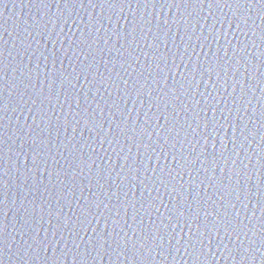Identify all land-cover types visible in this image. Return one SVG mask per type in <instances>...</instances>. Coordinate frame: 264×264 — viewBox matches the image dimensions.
<instances>
[{
    "label": "water",
    "instance_id": "obj_1",
    "mask_svg": "<svg viewBox=\"0 0 264 264\" xmlns=\"http://www.w3.org/2000/svg\"><path fill=\"white\" fill-rule=\"evenodd\" d=\"M94 4L95 7L88 0H83V6H65L61 0H47L46 5L40 0H0V40L6 44L4 64L9 65L8 87L3 89L7 108L3 119L7 141L3 159L8 174L3 177L5 204L0 213L7 228V245L0 264H264V212L260 203L264 189L258 190V178L264 172L261 167L264 164L261 160L264 156V43L261 42L264 13L260 6L254 4L253 8L239 10L240 16L246 14L248 24L246 27L242 24L241 30H237L236 23L232 22L233 13L237 11L234 4L232 8L223 4L219 8L214 6L211 15L206 5L201 8L195 3H180L177 6L171 0H156L147 6L133 3L131 7L120 3L109 6L96 0ZM72 19L76 20L75 24ZM133 26L137 28L135 40L131 36L124 40L123 34ZM218 60L222 69L231 71L221 70L218 83L214 73L212 80L208 79L207 72L203 80L197 73L189 97L181 95V101L189 106L187 111L178 107L177 112H172L170 107L164 108L163 101L149 108V101L154 100L160 89H163L161 95L167 94L165 100L174 90L177 94L183 93L181 85L186 86L185 76L191 79L194 69L205 71L209 63L215 69ZM89 64L91 69L85 71ZM140 73H143L140 83L133 89L131 86L140 78ZM121 77L128 81L127 86ZM13 83L17 84L16 88L12 87ZM149 89L152 97L147 95ZM137 91L141 92L139 98ZM86 110L103 120L105 129L111 125L109 139L117 134L114 136L117 143L104 142L101 146V138L91 124L88 125L91 131L85 128L83 120L76 124ZM160 112H164L169 121L175 118L174 127L169 125L170 132L159 127L165 123L164 117L157 119ZM196 114L201 117L199 128L193 121ZM146 116L149 125L144 124ZM213 117L218 133L211 126L207 131L203 128L205 118L212 121ZM238 118L247 124L243 135L248 139L239 140L242 146L238 144L236 149L229 140L224 151L221 141L227 143L229 137L240 135L236 128ZM122 119H127L128 128L132 121L138 120V125L144 124L152 133L151 137L145 135L141 140L137 136L135 143L125 139L133 134L130 130L120 133L116 128L117 124L125 127ZM140 131L138 126L137 132ZM33 139L40 147L44 146L41 140L47 145L42 161L38 162V171L32 166L29 147ZM144 144H149L150 148L146 150ZM237 150L240 160L253 172L244 190L247 198L241 196L236 201L233 193L231 197L225 195L221 201L220 180L228 185L225 176L234 166L232 160L236 159L234 154L231 159L228 156ZM221 151H224L223 157ZM81 154L85 163L79 158ZM149 155L151 160L147 159ZM213 155L219 161L216 166ZM125 156L129 157L127 161ZM240 160L236 167L241 166ZM26 166L31 171L26 172ZM99 166L115 171L111 177L101 178L97 175ZM161 168L164 174L169 170H173L174 175L180 172L182 178L177 176L165 189L157 180V176L163 175ZM173 184L177 189L182 184L186 191H173ZM218 188L221 190L217 191ZM193 196L200 203H193V208L186 211L194 214L203 204L208 212L215 211L222 217L225 208L220 204L224 203L229 218L235 219L234 215L239 213L247 234H241L237 240L234 235L225 236L221 230L219 237L213 233L202 245L195 243V249L203 248L208 257L207 260L199 257V261V252L195 253L193 248L185 252L184 240L191 235L186 226L183 233L179 226L175 230H162L163 244L145 242L141 247L137 243L135 256L131 247L126 250V256H119L110 241L107 251L93 250L87 245L94 230L97 233L104 230L106 220L109 228L105 231H111L113 219H109L110 216L124 225L128 237L139 240L141 229L147 236L152 221L159 224L161 218L167 223V216L177 201L184 209V197L191 202ZM229 201L235 204L234 208ZM121 202L127 207H121ZM96 204H100L99 209ZM85 216L91 220L90 225L84 220ZM82 223L87 231L81 230ZM128 225L137 231L135 236ZM192 230L194 235V223ZM116 231L124 235L119 227ZM177 233L184 237L179 244ZM39 241H44L45 245ZM249 247L251 253L245 260L244 249Z\"/></svg>",
    "mask_w": 264,
    "mask_h": 264
},
{
    "label": "snow or ice",
    "instance_id": "obj_2",
    "mask_svg": "<svg viewBox=\"0 0 264 264\" xmlns=\"http://www.w3.org/2000/svg\"><path fill=\"white\" fill-rule=\"evenodd\" d=\"M61 2L67 6V5H76V4H80L81 6H83V0H61ZM156 3V0H96V3L99 4H108L109 6H113L116 3H120V4H127L128 7H131L133 3H135L137 6H140L141 3H143L144 6H147L149 3ZM41 4H45L47 3V0H40ZM88 3L90 5H92L93 7H95L96 5L94 4V0H88ZM171 3L173 5H177L180 3L183 4H189V3H195L201 6V8H203L205 5L208 7L209 11H208V15L212 14V9L215 6L216 8H219L221 4H223L225 7L228 8H232V5L234 4L236 7L235 9L237 10L236 12L233 13V23H236V28L237 30H241V25L243 24L245 27L248 24L246 17L245 16H240L239 15V10L243 9V8H253V5H259L261 12L264 13V0H171ZM120 11H123V8L121 7ZM69 19H71V17L66 18L64 23L67 24L69 22ZM205 19H207V17H205ZM73 24L76 23L75 19H72L71 21ZM165 24H167V21H164ZM229 27H231V24H229ZM137 28L136 26L132 27L131 31H126L123 34V39L124 40H128L129 36L132 37L133 40H135V35L134 33L136 32ZM121 36L120 34H117V39H120ZM205 40H207V37H204ZM261 42L264 43V36L261 37ZM152 45H150L151 47ZM245 47H247V45H244ZM5 47L6 44L4 41L0 40V213H2V208L3 205L5 204V188L6 185L4 183V179L3 177L6 176L8 174V169L5 168V164H4V159H3V153H4V147L5 144L7 143V141L4 139V133H3V129H4V124H3V119H4V113L7 111V108L4 104V94H3V89L5 86L8 87V80H7V72H8V68L9 65L6 66L4 64V51H5ZM187 47V46H186ZM219 51V49H218ZM145 55L147 56L148 54L145 53ZM153 59L155 60V57H153ZM181 59H183V57H181ZM175 60V56H173V61ZM189 60H191V57H189ZM166 62V61H165ZM92 65H86L85 66V71L91 69ZM187 67V66H185ZM156 68L159 69V64H156ZM223 70L225 72L227 71H231L230 68L228 69H222L221 65L219 63V60L217 61V64L215 65V69L212 67L211 63H209V67L205 69V71H200L199 69H194L193 70V75L191 76V79H189L188 76H185V85H181L182 88H184L183 93L177 94V92L174 90L172 95L169 96V98L167 100H165L164 96L167 95L166 93L164 95H161V93L163 92V89H160V91L157 93V95L155 96L154 100H150L149 101V108L151 109L154 106L155 102L158 101H163L164 104V108L168 109L169 107L172 109V112H177V108L179 107L181 110L183 111H187L188 110V105L185 104L183 101H181V95H184L185 97H189L188 94L189 92L192 91L191 85L193 84V81L196 79V74L198 73L200 76V79L203 80L204 76H205V72L209 73L210 75L208 76L209 80H212V76L211 74L214 73L217 77V83L219 82V75H220V71ZM238 66H237V71H238ZM163 70L161 69L160 72H162ZM160 72L157 73V76L160 74ZM117 76H119V73H117ZM143 73H140V78L136 80V83H134L131 87L133 89H136V85L140 83V79L142 78ZM79 76L76 77L77 80H79ZM85 79H87V76H85ZM121 80H123V83L125 86L128 85V81L126 79H123L122 77L120 78ZM167 78H165L166 80ZM155 82V81H154ZM146 83V82H145ZM13 88L17 87V84L13 83L12 84ZM141 89H143L144 85L141 84L140 85ZM213 87H216V84L213 83ZM227 87V85L225 84V88ZM233 88L235 89V85H233ZM51 89V86H50ZM244 89H241V94H243ZM141 95L140 91L136 92V96L137 98H139ZM147 95L149 97H152L153 93L152 90H148L147 91ZM193 95H195V93H193ZM207 99V98H205ZM179 102V103H178ZM33 103L35 104V101H33ZM49 103H51V100L49 99ZM77 104H79V100L76 101ZM197 103H199V101H197ZM236 103V100H233V104ZM71 106V104H69V107ZM157 107H159L158 104H156ZM209 109H211V111L213 110L211 108V106H209ZM39 112L42 111V109H38ZM201 111H204V109H201ZM79 115V114H77ZM229 115H231V112L229 111ZM153 116H155V113L153 114ZM164 117V121L165 123L163 125H160L159 127L163 130L166 131H171V128H169V125L172 124V126L174 127V123L173 121H175V118L173 117V121H169L168 118L164 115V112H160L159 117L157 118L158 120ZM145 121L144 124L149 125L150 124V120L149 118L146 116L145 117ZM59 118H57L58 120ZM75 119V117L73 118ZM81 120L84 121L85 124V128L90 130L88 128V125L91 124V127L96 129V135L97 137L101 138V146L103 145L104 142H107L109 145H112L114 142L117 143V141H115L114 136L117 134H113L111 135L112 139H109L110 134H112V127L111 125L105 129V122L103 120H100L97 118L96 114L93 112H88L87 110L85 111L84 115L80 117L79 120L76 121V124L78 125ZM200 120L201 117L196 114L194 116V122L197 123V128L200 127ZM35 121V118H34ZM239 123H237L236 128L239 129L240 131V135L237 136H232L228 138L227 143H224L223 141H221L222 145H223V149L225 151L227 144L229 143V140L232 141V148L236 149L237 145L240 144L242 146V143H238L239 140H247L248 137L243 135V132L245 129H247V124L244 123L243 120L238 118ZM70 123V122H69ZM68 123V124H69ZM121 123L125 124L124 128H121L120 124L116 125V128L119 129L120 133H127L128 130H130L132 132V136L128 137L125 136V139H131L133 140V142L135 143L136 137L139 136L141 138V140L143 139V137L145 135L151 137L152 133L148 132L147 127H144V124H139L138 125V120L136 121H132L131 122V128H128L129 122L127 121V119H122ZM67 124V125H68ZM244 124V127L241 128L240 125ZM140 127L141 131L137 132V127ZM191 125H189L190 127ZM209 126L212 127V129L215 132H219V129L216 128V118L213 117L212 121H208L205 118V122H204V126L203 128L205 129V131H207V129L209 128ZM56 127L59 128L60 124H56ZM223 127V125H221V128ZM127 129V130H126ZM42 133V132H41ZM101 133H103V135H101ZM82 135V133H81ZM203 139L205 141H207V137L204 136ZM262 140H264V136H262ZM41 145H44L43 147H40L37 144V141L35 139L32 140V143L30 144V150H31V159H32V166L38 171L39 167H40V161H42V157L45 151V148H47V145L44 144L43 140L40 141ZM66 147V146H65ZM143 147L147 150L150 148L149 144H144ZM173 147H175V145H173ZM213 149H215V144H213ZM10 149H8L9 151ZM115 151V149H113ZM48 151L50 152L51 149H48ZM152 151H155V149H153ZM205 151H207V148L205 147ZM224 151H221L220 155L221 157L224 156ZM191 154V153H190ZM236 156L235 160H232L233 163V167L229 170L227 176H225V179H227L228 181V185H224V181L223 179L220 180V185L221 188L223 189V194L220 196V200L224 201V196L227 195L228 197H231L233 195V193H235V200L239 201L241 199V196L244 197V199H246L247 197H245L244 195V190L247 187V184L249 181H251L252 179V175L253 172L252 170H248L247 169V164L244 163V160H240V152L237 150L232 154H229L228 159H231L232 155ZM19 155V153H18ZM182 155V154H181ZM82 163H85L83 155L81 154V156L79 157ZM125 161H127L129 159L128 156L124 157ZM148 160H151V156H147ZM176 157L173 156V160H175ZM186 159V157H185ZM197 160L200 159L199 156L196 157ZM245 159H247V157H245ZM237 160H240V167H236V163ZM261 160H264V156L261 157ZM44 163H46V161H43ZM218 160H215V157L213 155V163L215 164V166L218 164ZM225 163H227V159H225L224 161ZM249 163H251V161H248ZM261 167L264 168V164H261ZM125 168L122 166L121 167V171H123ZM146 172H147V168L145 167ZM17 171H19V169H17ZM25 171H31L30 168H28L26 166ZM115 169L113 168H109L108 170H105L104 168H101L100 166L98 167V172L97 175L101 178H104L105 176L111 177L112 172H114ZM132 171V170H129ZM155 169L152 170L153 173H155ZM205 171H207V169H205ZM224 169H221V172H223ZM160 172L163 174L162 176H157V180L160 182V185L165 187V189H167L168 184L173 183L174 181H176L177 176H180L182 178V174L180 172H176L175 175L173 174V170H169L166 174H164V169L161 168ZM119 175V173H117ZM258 182H259V186L260 188L258 190L264 189V172L260 173V176L258 178ZM119 188V186H118ZM158 190V189H157ZM173 191H176L177 193H183L184 191H186L183 188V185L180 184L179 185V189L176 188V185L173 184ZM221 189H217V191H220ZM114 195H117L116 193H113ZM118 196V195H117ZM125 196H127V193H125ZM189 196H191V193H189ZM261 196L264 197V191H261ZM180 201H177V204L175 205V207L173 209H171V212L169 213V215L167 216V223H164V221L160 218V223L156 224L155 221H152V227L151 229L147 230L148 235L145 236L144 235V229H141L140 233V239L136 240L133 239L132 237H128V231H125V227L124 225H120L118 223V221H116L113 217H109V219H113V226H111V231H105L109 228L108 225V221H105V228L103 231L97 233L94 230V235L91 236L89 238V240L87 241V245L89 247H91L93 250L96 249H100L101 251H107L108 249L106 248V246H111L114 245L115 246V251L118 252L119 256H126V250L129 249V247H131L132 250V255L135 256L136 255V246L137 243H139L141 245V247L144 246L145 242H150L152 244H155L157 242H159L160 244H163L164 242V237L160 236V232L166 231L168 228H172L173 230H175L176 227H180V233H183L184 231V226H186L189 230V233H191V235H188V238L186 240H184V237L180 235V233L176 234V239H177V244L180 243L181 240H184V248H185V252L188 251L189 248H193L195 253L199 252V256L197 257V260L199 261V257H204L205 260H207V256L204 253V249L200 248L199 250L195 249V243H199V244H203V241L205 239H209L213 233H215V235L217 237H219L220 235V231L222 230L225 234V236H228L229 234L231 236H235L237 240L240 239L241 234L246 235L247 232L244 231V227H243V220H241L239 218V213H236L234 215L235 219L229 218V214H228V210L225 207L224 203L220 204V207H224L225 208V215L224 216H220V215H216L215 211L214 212H208L206 210V208L204 207L203 204H200V211H196L194 214H191L189 211H186L185 209H191L193 208V203H200L196 197H192V201H188V197H184L183 203H184V209H182L180 207ZM230 203L231 208L235 207L234 203ZM262 208L261 211L264 212V199H262L260 201ZM35 205L33 206V212H35ZM41 209H43V205H40ZM49 207H51L49 205ZM95 207L97 209L100 208V204H96ZM121 207H127L126 204H124V202H121ZM132 207H134V205H132ZM153 207H156L155 204H153ZM165 208H167V205H164ZM107 208V206H106ZM91 205L88 207V212L89 214H91ZM157 211H159V208H156ZM203 210V211H202ZM108 211L110 212V209H108ZM187 214V215H186ZM201 214L203 215V220H201ZM59 215V214H58ZM117 216H119V211H117L116 213ZM232 215V214H231ZM254 215V213H253ZM211 216L212 220L209 221L208 217ZM41 221L43 219L42 215L40 217ZM220 220V223H217V220ZM84 220L90 225L91 224V220H88L87 216L84 217ZM183 220V226H181V221ZM50 223V221H49ZM125 223H127V221H125ZM141 224H143V221H140ZM193 223L196 225V230H195V234L193 235V230H192V225ZM153 225H155V227H153ZM201 225L203 226V230H201ZM29 227H31V225H29ZM119 227L121 229V231L124 233L123 236H120L119 233H117L116 228ZM129 230L132 231L133 236L136 235L137 231L135 229L131 228V225H128L127 227ZM81 230L83 231H87V228L84 227L83 223L81 224ZM262 231H264V229H262ZM7 233V228L4 224V221L2 218H0V257H3L4 252H5V247L7 245V239H6V234ZM78 235V232H77ZM31 239L35 240L36 237H30ZM109 241L111 242V245H109ZM39 243L41 245H45L44 241H39ZM169 243H171V239H169ZM262 243H264V241H262ZM23 251V250H21ZM85 251H87V248L85 249ZM148 251L151 252V248H148ZM177 251H179V249H177ZM208 252L211 253V247L209 246L208 248ZM244 257L243 259L247 260L248 258V254L251 253V247L244 249Z\"/></svg>",
    "mask_w": 264,
    "mask_h": 264
}]
</instances>
